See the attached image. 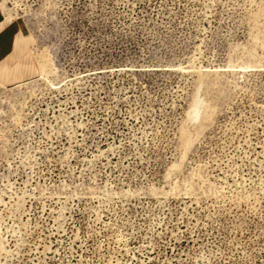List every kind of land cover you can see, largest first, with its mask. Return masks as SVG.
<instances>
[{"label":"rangeland","instance_id":"374dc122","mask_svg":"<svg viewBox=\"0 0 264 264\" xmlns=\"http://www.w3.org/2000/svg\"><path fill=\"white\" fill-rule=\"evenodd\" d=\"M9 1L0 264H264V0Z\"/></svg>","mask_w":264,"mask_h":264},{"label":"crops","instance_id":"0c3cea01","mask_svg":"<svg viewBox=\"0 0 264 264\" xmlns=\"http://www.w3.org/2000/svg\"><path fill=\"white\" fill-rule=\"evenodd\" d=\"M24 29L17 20L7 21L6 16L0 9V79H4L8 69L14 65L13 56L21 53L26 44L23 39ZM20 81L11 80L9 84Z\"/></svg>","mask_w":264,"mask_h":264},{"label":"built area","instance_id":"2783aa9c","mask_svg":"<svg viewBox=\"0 0 264 264\" xmlns=\"http://www.w3.org/2000/svg\"><path fill=\"white\" fill-rule=\"evenodd\" d=\"M10 3L9 0H0V9L2 10V6L5 5L8 7V4ZM12 4V3H11ZM7 15V14H5Z\"/></svg>","mask_w":264,"mask_h":264},{"label":"bare ground","instance_id":"6f19581e","mask_svg":"<svg viewBox=\"0 0 264 264\" xmlns=\"http://www.w3.org/2000/svg\"><path fill=\"white\" fill-rule=\"evenodd\" d=\"M7 12H8V13H7ZM5 13L9 15V13H11L10 9H8V8L6 7V9H5ZM7 18H8V17H7ZM8 20H9V19H8ZM43 77H44V76H43ZM45 77H46V76H45ZM45 77H44V78H45ZM42 80H43V79H42ZM45 80H46V79H45ZM47 80H48V79H47ZM46 82H47V81H46Z\"/></svg>","mask_w":264,"mask_h":264}]
</instances>
